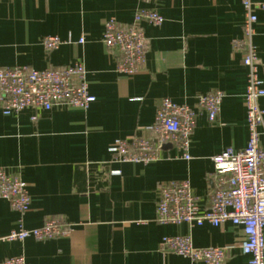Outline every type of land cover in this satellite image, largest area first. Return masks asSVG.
I'll return each instance as SVG.
<instances>
[{"label": "crops", "instance_id": "1", "mask_svg": "<svg viewBox=\"0 0 264 264\" xmlns=\"http://www.w3.org/2000/svg\"><path fill=\"white\" fill-rule=\"evenodd\" d=\"M139 9L155 10L164 22L142 24L145 62L127 77L116 72L115 53L101 37L106 21L130 25ZM253 11L264 88V11ZM243 18L242 0H0V66L42 71L80 61L95 98L86 110L0 113V168L20 178L30 197L22 217L0 200V235L19 219L35 229L56 217L67 229L49 241L1 243L0 263L23 256L26 264H203L160 250L164 237L189 236L194 248H229L223 264H248L240 226L159 225L155 218L160 186L169 182L189 180L205 209L214 189L212 159L247 145L246 69L232 48ZM50 36L71 43L46 53L42 41ZM213 91L223 93L218 116L209 122L198 113L189 160L171 146L146 165L114 160L109 149L116 140L152 138L160 100L191 107ZM259 108L264 111V98Z\"/></svg>", "mask_w": 264, "mask_h": 264}, {"label": "built area", "instance_id": "2", "mask_svg": "<svg viewBox=\"0 0 264 264\" xmlns=\"http://www.w3.org/2000/svg\"><path fill=\"white\" fill-rule=\"evenodd\" d=\"M143 1V0H142ZM244 18L242 37L232 42V48L241 54L246 69L245 109L248 141L244 149H227L212 159L214 189L208 205L202 209L194 197L189 180L162 184L155 209L159 225L189 227L208 224L218 227L230 222L242 228L240 250L249 256L248 264H264V111L259 100L264 98V88L258 76L259 60L253 44L256 17L254 9L264 11V3L252 4L242 0ZM164 18L152 9H139L130 25H120L115 19L104 24L102 45L115 53V70L127 77L138 74L145 62L147 41L141 28L143 23L154 27L163 24ZM56 36L45 37L42 46L46 53L62 44ZM83 43L80 38L78 44ZM223 93L213 91L200 96L195 105H178L167 98L159 101L153 123L148 131L152 138L116 140L110 147L118 163L149 164L159 159L165 145L176 149L184 160H189L190 137L199 112H204L209 122L218 116ZM95 98L89 93L86 72L80 61L58 69L35 71L24 67L0 66V113L10 116L25 109L49 112L56 106L86 110ZM33 117L32 120H35ZM0 200L21 217L26 213L30 197L25 183L0 168ZM67 229L56 217L46 219L35 229H26L19 219L16 229L0 235L1 243H22L27 239L49 241L63 237ZM229 248H194L189 236L164 237L160 250L203 264H223ZM0 264H26L23 256L12 257Z\"/></svg>", "mask_w": 264, "mask_h": 264}, {"label": "water", "instance_id": "3", "mask_svg": "<svg viewBox=\"0 0 264 264\" xmlns=\"http://www.w3.org/2000/svg\"><path fill=\"white\" fill-rule=\"evenodd\" d=\"M167 146L170 147V145H165V146L163 147V149L166 148Z\"/></svg>", "mask_w": 264, "mask_h": 264}]
</instances>
